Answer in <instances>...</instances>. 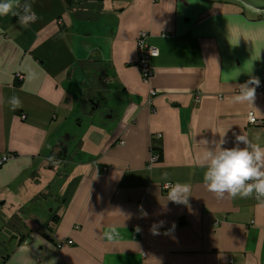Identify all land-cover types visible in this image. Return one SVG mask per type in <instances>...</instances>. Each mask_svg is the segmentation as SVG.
I'll list each match as a JSON object with an SVG mask.
<instances>
[{
	"label": "crops",
	"instance_id": "crops-1",
	"mask_svg": "<svg viewBox=\"0 0 264 264\" xmlns=\"http://www.w3.org/2000/svg\"><path fill=\"white\" fill-rule=\"evenodd\" d=\"M28 2L36 22L0 16V217L16 235L0 264H264V197L210 191L201 163L239 135L264 147V13L230 0H17L15 11ZM141 32L158 50L148 83ZM243 85L252 105L233 101ZM104 88L108 123L84 124ZM177 182L191 185L186 204L161 189Z\"/></svg>",
	"mask_w": 264,
	"mask_h": 264
},
{
	"label": "clouds",
	"instance_id": "clouds-1",
	"mask_svg": "<svg viewBox=\"0 0 264 264\" xmlns=\"http://www.w3.org/2000/svg\"><path fill=\"white\" fill-rule=\"evenodd\" d=\"M17 0H0V16L8 14L19 15L23 24L34 23L38 19L36 12L32 9L31 2L26 3L23 15L15 11ZM250 83L259 86L258 79ZM241 93L233 97L236 103H250L252 105L255 97V87L248 85L241 86ZM13 107L19 106V99L13 97L11 100ZM239 143L246 145L239 147V143L232 148H224V141L216 151H205L202 157V164H206L207 170L204 173V183L210 191L219 195L227 193L230 197L247 198L255 197L260 199L264 197V147L258 144H250L247 136L239 135L236 137ZM251 148V151L249 150ZM169 200L179 204H186L187 197L191 193V185L188 183L169 184ZM161 226L163 222H160ZM174 228V225H173ZM40 242L39 240L37 241ZM47 247L50 244L44 242ZM25 248L29 250L27 243ZM27 260V259H26ZM27 264H34L28 261ZM48 264H55L54 260L48 261Z\"/></svg>",
	"mask_w": 264,
	"mask_h": 264
},
{
	"label": "built area",
	"instance_id": "built-area-1",
	"mask_svg": "<svg viewBox=\"0 0 264 264\" xmlns=\"http://www.w3.org/2000/svg\"><path fill=\"white\" fill-rule=\"evenodd\" d=\"M146 40H147V34L145 32H141L139 34V36L137 38V42H136L137 43V49H138L137 66L139 68L142 81L144 83H148L150 80V77L152 76L150 61L152 59L158 57V50L156 48H154L153 46L149 45ZM260 91L264 93V85L260 87ZM154 95H155V93L153 91H151L150 97H153ZM247 122H248V125L251 127H257V126L262 124V122H259V120L256 119V117L252 113L248 114ZM157 139L160 140L161 135H158ZM119 144L123 145V142L120 141ZM159 159H160V153L158 152L156 147L153 146L151 148V158H150V161L148 163V168H151L152 165L156 164L159 161ZM6 161H7L6 157L0 159V166L2 164H4ZM54 164L59 165V164H61V161L54 160ZM103 172L104 173L108 172V169L105 168L103 170ZM168 185L169 184L162 185L161 189L163 191L169 192ZM138 208L142 209L143 205H139ZM72 244H73V242L71 240L65 241V242H60L58 244V248H62L63 246H70Z\"/></svg>",
	"mask_w": 264,
	"mask_h": 264
},
{
	"label": "rangeland",
	"instance_id": "rangeland-1",
	"mask_svg": "<svg viewBox=\"0 0 264 264\" xmlns=\"http://www.w3.org/2000/svg\"><path fill=\"white\" fill-rule=\"evenodd\" d=\"M225 1H227V0H225ZM230 2H233V3H237L236 1H234V0H230ZM238 4V3H237ZM240 5V4H239ZM241 6V5H240ZM242 7V6H241ZM90 56H92V53H89L88 54V59L90 58ZM94 67H95V65L94 64H91V66H90V68H92V69H94ZM93 74H96L97 76H100V73L99 72H97V71H95V72H93L92 73V76H94ZM94 91H96V89L94 90ZM99 94L100 95V97H101V100H100V102H99V107H98V109H96V110H93V111H91L92 110V107H90V105L87 107V110H86V115L85 116H83V119H82V121H83V123L84 124H87L88 122H90V121H93L96 117H99L100 119H101V121H103L105 124L104 125H106L108 122L107 121H105L104 119L105 118H108V115H107V113H108V111H109V105H108V103L105 101V98L104 97H102L103 95H106V93H107V91L105 90V88L104 89H102V90H98V91H96L95 92V95L96 94ZM89 102V101H88ZM86 105H88V103H85ZM115 121H116V116L113 118V121H111L113 124L115 123ZM87 122V123H86ZM110 122V123H111ZM85 129L86 128H84L83 129V131L82 130H80L79 129V131H77V133H76V137L77 138H75L73 141H74V143H77V145H78V141L79 140H77L78 138H80L81 136H82V134L84 133V131H85ZM73 131L75 132V128L73 129ZM80 133H81V135H80ZM69 146H70V148H71V146H72V144L71 143H69ZM81 144H79V146H78V149H79V151H81ZM59 173H58V170H57V175H58ZM53 201V199H52V196H51V199L48 201V203H50V202H52ZM2 212V210H0V213ZM10 229H9V227L7 226V223H6V219L4 218V217H0V260H1V257L3 256H6L8 253H10V251L13 249V247L16 245L15 243H16V235L15 234H13V233H11L10 231H9ZM9 243H8V242Z\"/></svg>",
	"mask_w": 264,
	"mask_h": 264
},
{
	"label": "water",
	"instance_id": "water-1",
	"mask_svg": "<svg viewBox=\"0 0 264 264\" xmlns=\"http://www.w3.org/2000/svg\"><path fill=\"white\" fill-rule=\"evenodd\" d=\"M236 1L238 4H240L244 9L249 10L253 13H264V0H234ZM70 137L67 136L63 142L64 145H67V151H64L65 146L63 145V152L64 154H67L70 146ZM66 143V144H65ZM62 145V143H61ZM30 242V241H27Z\"/></svg>",
	"mask_w": 264,
	"mask_h": 264
},
{
	"label": "flooded vegetation",
	"instance_id": "flooded-vegetation-1",
	"mask_svg": "<svg viewBox=\"0 0 264 264\" xmlns=\"http://www.w3.org/2000/svg\"><path fill=\"white\" fill-rule=\"evenodd\" d=\"M88 103H89L90 107H92V110H91V111L96 110V109H98V107H99V102H98L97 100L92 99V100H90ZM66 150H67V148L65 147V148H64V151H66ZM7 242H8V241H7ZM8 243H9V242H8Z\"/></svg>",
	"mask_w": 264,
	"mask_h": 264
},
{
	"label": "trees",
	"instance_id": "trees-1",
	"mask_svg": "<svg viewBox=\"0 0 264 264\" xmlns=\"http://www.w3.org/2000/svg\"><path fill=\"white\" fill-rule=\"evenodd\" d=\"M97 2H101V0H94V3L97 4ZM67 3L69 4V7L72 8V6H75L74 4H75L76 2H74V0H67ZM72 9H73V8H72Z\"/></svg>",
	"mask_w": 264,
	"mask_h": 264
}]
</instances>
